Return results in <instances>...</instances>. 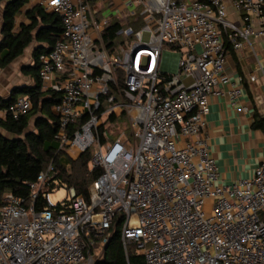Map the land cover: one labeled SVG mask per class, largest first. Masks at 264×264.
<instances>
[{"label":"built area","instance_id":"1","mask_svg":"<svg viewBox=\"0 0 264 264\" xmlns=\"http://www.w3.org/2000/svg\"><path fill=\"white\" fill-rule=\"evenodd\" d=\"M30 1L63 29L38 58L41 92L62 95L52 108L57 152L75 161L94 148L90 168L99 175L87 200L67 186V199L51 202L60 185L53 162L28 184V197L5 192L0 264H95L116 218L125 253L134 246L145 264H264V161L251 178L220 184L205 136L209 99L229 82L225 44L240 51L252 38L264 41V0H232L240 26L224 0H130L141 25L121 29L112 50L102 40L110 21L96 19L88 0ZM165 45L178 55L172 75L162 70ZM241 90L233 84L228 93L239 113L247 111L238 107ZM31 108L18 97L0 107V123Z\"/></svg>","mask_w":264,"mask_h":264},{"label":"trees","instance_id":"2","mask_svg":"<svg viewBox=\"0 0 264 264\" xmlns=\"http://www.w3.org/2000/svg\"><path fill=\"white\" fill-rule=\"evenodd\" d=\"M29 1L0 0V7L3 6L0 67L12 63L35 43L32 53L34 65L26 67L33 85L17 86L8 98H0L1 108L7 107L19 96L29 97L32 103L31 110L18 121L9 119L0 123V205L5 192L28 197V184L33 183L51 162L58 170L57 180L73 187L87 200L88 187L98 177L99 171L90 168L92 156L88 150L75 161L67 159L64 152H57L58 144L54 136L58 130V118L52 108L61 101L62 95L40 90L38 58L50 52L59 39L63 30L61 20L56 14L46 13L35 5L25 12L28 23L15 30V17ZM121 28L119 23H113L105 29L102 40L107 50L113 49ZM254 127L264 134V119L255 120ZM35 208L38 211L44 209L41 198L36 201ZM112 226L111 237L95 264H145L143 257L136 255L134 246H128L125 253L120 235L122 219L116 218Z\"/></svg>","mask_w":264,"mask_h":264},{"label":"crops","instance_id":"3","mask_svg":"<svg viewBox=\"0 0 264 264\" xmlns=\"http://www.w3.org/2000/svg\"><path fill=\"white\" fill-rule=\"evenodd\" d=\"M88 1L98 20L109 19L110 24L119 23L121 29L127 26L138 28L141 25L130 17L132 11H139L133 9L130 0ZM224 3L228 20L240 26L241 22L233 9L232 0H224ZM35 5L29 1L20 10L15 17V30L18 31L20 25L28 23L25 12ZM2 13L3 6L0 7V42ZM34 47L33 42L20 57L6 67H0V98H8L12 89L17 86L33 85L34 81L26 67L34 65ZM226 47L224 75L229 82L220 83L217 87L220 95L209 99L205 136L209 143L210 155L216 162L219 183L230 185L237 180L251 178L255 169L264 161V134L254 127L255 120L264 119V41L252 38L240 51H235L229 45ZM164 72L167 75L174 74ZM252 77L255 78L254 81H251ZM238 83L242 88L238 107L247 108V111L242 113L237 111V107L231 106L228 98L233 84Z\"/></svg>","mask_w":264,"mask_h":264},{"label":"rangeland","instance_id":"4","mask_svg":"<svg viewBox=\"0 0 264 264\" xmlns=\"http://www.w3.org/2000/svg\"><path fill=\"white\" fill-rule=\"evenodd\" d=\"M73 2H74V0H73ZM134 30L136 31V30H138V28H134ZM149 39H150L149 33L143 32L142 33V41L148 42ZM122 41H123L122 37H117L114 47L118 48ZM162 60H163L162 61V70L163 71H166L168 73H176V71H177L176 64L178 61V55L176 54L174 47L167 46V45L164 46L163 54H162ZM181 79L187 85H189L191 83V79L188 80L184 75L181 76ZM19 97H22V96H19ZM110 138L112 140L113 135L110 134ZM88 151L90 153V156H92V153H93V151H95V149L90 148ZM49 198L53 204L62 203L63 201H65L67 199V186L60 182L59 187L54 189L52 192H50ZM213 207H214L213 202L207 201L202 206V212L205 214H210L213 210ZM260 217H261V219H264V214H261ZM111 229H113V226Z\"/></svg>","mask_w":264,"mask_h":264}]
</instances>
